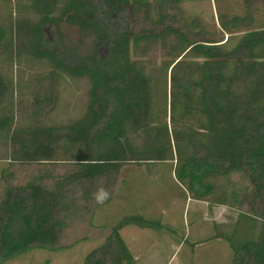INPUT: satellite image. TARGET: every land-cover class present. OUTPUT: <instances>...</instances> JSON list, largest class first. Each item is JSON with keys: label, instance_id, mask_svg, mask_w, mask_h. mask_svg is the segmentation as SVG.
Segmentation results:
<instances>
[{"label": "trees", "instance_id": "1", "mask_svg": "<svg viewBox=\"0 0 264 264\" xmlns=\"http://www.w3.org/2000/svg\"><path fill=\"white\" fill-rule=\"evenodd\" d=\"M180 1L99 0L97 6L94 0H31L36 22L12 20V10L8 19H0V57L12 61L20 54L14 50L21 49L48 62L50 89L58 74L85 78L90 84L84 116L64 132L35 123L51 103L47 89L34 92L35 124L14 129L6 97L14 88L0 73V139L8 144L10 158L52 162L61 154H77L74 172L53 180L51 186L46 173L23 186L5 188L0 200V264L33 249L57 248L70 209L65 188L79 186L86 196L97 181L116 176L122 164L167 160L176 161L175 179L196 200L211 192L204 183L210 175H247L261 227L253 239L229 241L231 264H264V31L246 32L231 47L229 37L195 41L177 24ZM240 1L251 5L257 0ZM10 3L0 0V9ZM19 7L14 11L19 13ZM153 7L155 20L150 17ZM99 10L115 21L126 12L142 16L147 25L137 32L121 24L113 29L100 21ZM221 26L224 34H232L225 22ZM46 27L54 28L61 46L53 44ZM67 28L89 40L88 52L65 44ZM160 45L169 49L173 61L153 79L137 58ZM160 77L170 91L164 123L152 113ZM133 135L141 139L138 148ZM136 222L142 221L124 219V224ZM124 224L88 253L83 264H132L119 235Z\"/></svg>", "mask_w": 264, "mask_h": 264}, {"label": "rangeland", "instance_id": "2", "mask_svg": "<svg viewBox=\"0 0 264 264\" xmlns=\"http://www.w3.org/2000/svg\"><path fill=\"white\" fill-rule=\"evenodd\" d=\"M94 3L100 4L99 0ZM30 4L31 0H11L10 9L8 6L0 9V19H8L12 10V20L19 17L34 23L37 17L30 11ZM16 5L20 6L19 13L14 11ZM179 9L177 24L195 41L229 37L231 47L246 32L264 31V3L260 0L251 5L240 0H181ZM150 12L155 20L154 7ZM98 16L113 29L121 24L137 32L147 25L142 16L129 12L121 14L117 21L100 10ZM235 17L237 20L233 21ZM222 21L232 34H224ZM45 33L54 45L61 46L53 27H46ZM65 35V44L82 53L90 50L89 40H82L74 29L67 28ZM17 51L20 54L12 61L0 57V73L8 86L14 88L13 95L6 96L7 113L15 117L13 128L26 129L38 122L64 132L85 114L88 79L58 74L50 89L46 81L50 71L48 62L35 59L21 49L14 50ZM168 52L169 49L160 45L137 59L147 74L158 79L163 66L173 61ZM133 53L131 49L132 57ZM100 54H104L103 48ZM37 89H47L51 103L43 107L34 123L32 99ZM156 91L152 113L159 123H164L165 112L169 117L170 91L163 77L159 78ZM166 123L169 125V119ZM131 139L136 148L140 147L139 135ZM8 148L6 141L0 139V200L8 186H23L44 174H48L46 184L51 186L53 180L71 175L77 165V154H61L52 162L13 161ZM175 165V160L128 162L121 165L112 179L97 181L86 196L79 186L65 188L70 209L64 215L65 228L57 248L33 249L5 264H83L88 253L101 246L127 217L142 221L124 224L119 230L132 264H231L233 251L229 241L253 239L261 227V220L254 215L259 207L251 202L247 175L243 171L220 177L210 175L204 183L212 187L211 192L196 200L175 179Z\"/></svg>", "mask_w": 264, "mask_h": 264}]
</instances>
